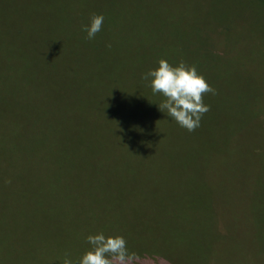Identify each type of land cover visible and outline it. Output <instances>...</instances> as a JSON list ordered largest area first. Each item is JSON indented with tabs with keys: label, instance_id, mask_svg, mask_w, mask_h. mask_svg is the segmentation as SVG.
I'll list each match as a JSON object with an SVG mask.
<instances>
[{
	"label": "rangeland",
	"instance_id": "obj_1",
	"mask_svg": "<svg viewBox=\"0 0 264 264\" xmlns=\"http://www.w3.org/2000/svg\"><path fill=\"white\" fill-rule=\"evenodd\" d=\"M188 1L139 0V8L132 13L130 0H53L59 9L75 10L71 22H61L58 28L59 18L55 21L54 34L82 35L79 25H75L78 14H84V21L91 19L89 14H110L104 34L112 50L117 52L114 56L111 54L117 58L115 62L140 58L138 78L142 113L146 106L145 95H158L150 92V80H144L143 74L158 67L161 58L176 64L183 60L195 65L200 73L218 76L230 91L227 99L231 102L230 110L216 107L203 117L211 119L213 116L218 121L222 114H227L230 120L223 127L222 135L226 130L229 133L226 139L239 142L244 138L252 147L258 137L264 140V125L251 117L254 103L256 107L264 106V70L239 41L247 42V46L258 52L264 50V4L259 0H218L219 6L213 14L218 21L217 30L203 23L199 17L201 12L198 16L193 10L195 3ZM214 53L218 55H212ZM107 58L110 59V55L96 60L86 55L83 60L92 67L95 62L103 64ZM209 100L213 102L210 96ZM255 112L258 115L259 109ZM243 120L246 123L240 125ZM160 126L155 130V122H151L146 134L143 128L141 137H149V143L154 146L157 140L165 143L166 132L160 130ZM257 127L261 134H255ZM171 128L179 129L175 125ZM131 138L135 145L140 144V137ZM16 143L24 149L21 155L26 159L38 154L31 150L29 139L16 140ZM174 144L175 151L168 147L165 153L166 160L174 164L165 170L140 167V175L128 178L121 167H111L108 163L105 176L108 181L103 189L112 200L104 199L85 182L73 179L62 186L56 181L59 174L50 171H40L30 177L32 168L25 165L21 171L23 178L30 177L32 182L40 184L47 181L48 185L36 202L33 195L36 187L32 184L23 187L20 179L13 178L18 182L8 192H13L16 200L5 206L0 204V232L3 224L13 235L25 231L34 237L33 245L27 251L17 250L12 241L8 242L13 237L9 233V237L0 240V251L10 250L16 254L13 264H38L46 258L42 250L58 254L55 249L65 237L68 243L78 244L79 239L103 231L106 235H123L129 249L136 247L134 238L140 236L141 253H155L156 257L164 254L171 260H178V264H264V152L243 167L246 149L237 142L232 146L219 142L211 155L216 168L223 173L222 178H216L193 173L191 167L196 166L203 154L185 147L186 152H180L179 144ZM43 147L38 144L37 149ZM175 164H182L184 168ZM201 164L203 162L198 160V165ZM38 205L42 208L36 217L33 213ZM177 218L179 221L186 218V224H182L186 236L210 240L214 248L176 239L161 245V237L169 233L164 227L172 225L166 223L178 221Z\"/></svg>",
	"mask_w": 264,
	"mask_h": 264
},
{
	"label": "trees",
	"instance_id": "obj_2",
	"mask_svg": "<svg viewBox=\"0 0 264 264\" xmlns=\"http://www.w3.org/2000/svg\"><path fill=\"white\" fill-rule=\"evenodd\" d=\"M52 1L0 0V204L2 206L16 200L12 197L13 192H8V189L18 182L13 179L16 177L20 179L21 186L27 187L32 184L36 187L33 195L37 198L35 200L37 202L48 182L45 181L44 184L32 182L30 177L40 171L59 174L56 181L62 186L68 185L73 179L76 182H85V185L91 187L104 199L112 200L103 189L108 181L105 178L108 163L112 164L111 167L116 165L121 167V171H124L128 178L140 175V167L165 170L174 164L166 160L168 156L165 153L168 147L170 151H175V142L179 144L177 149H180V152H186L183 149L185 147L203 154L198 159L203 164L198 165L197 160L196 166L191 167L193 173L216 178H222L223 173L221 169L216 168L211 155H214L212 153L219 142H222L223 146L224 144L232 146L237 142L238 146L246 149L243 167H246L258 153L264 152V140L260 137L251 147V142L249 144L244 138L239 139V142L226 139L229 134L226 130L222 135L223 127L230 120L227 114H222L218 121L213 116L211 119L202 117L200 127L189 132L159 109L158 103L163 99L159 94L156 97L145 95L143 99L146 106L142 113L138 78L140 58L137 57L134 61L115 62L117 58L112 57L111 54L114 56L117 52L112 50L110 40L105 39L104 34L107 19L111 15L108 13L103 15L102 29L92 40L87 39V33L82 31V26L90 23V20L84 21V14L77 15L79 19L75 24L79 25L82 35L74 37L64 32L63 36H55V21L59 18L58 28L61 22L62 24L66 20L71 22L75 10L59 9ZM130 1L133 4V6L130 4L133 8L132 13H135L139 8V0ZM259 1L264 4V0ZM188 2L195 3L196 7L193 6V10L198 16L201 12L199 17L204 21L203 23L217 29L218 21L214 20L213 14L215 8L219 6L218 0ZM239 45L245 50L248 49L253 61L264 70V50L258 52L247 46V42L239 41ZM86 55L91 56L92 60L102 55H110V59L107 58L103 64L95 62V65L90 67L83 60ZM170 63L176 64L175 61ZM202 74L217 93L215 95L209 93L204 98L210 110L216 107L230 110L231 102H227L230 93L228 87L218 79V76ZM209 96L213 102L208 101ZM256 109H259L258 115ZM252 113L251 117L256 118L259 125H264V106L256 107L254 103ZM153 121L155 130L161 125L160 130L166 132V142L157 140L155 146L149 143V137L147 139L141 137L144 135L143 128L146 134ZM245 123L244 120L240 121V125ZM171 125L179 129L175 131ZM259 128L255 134H261ZM132 136L140 137L139 145L131 141ZM21 139H29L32 142L31 150L38 153L35 157L30 155V158L26 159L24 154L21 155L24 149L16 143V140ZM38 144L44 145L43 149H37ZM248 155L251 156L250 159L247 158ZM25 165L32 168V175L28 178L21 176ZM175 166L184 168L182 164ZM9 180L11 182L7 183L6 181ZM225 181L232 184L229 180ZM235 188L239 187L235 186ZM40 204L43 205L42 202ZM41 208L42 206H36L33 215L39 217ZM177 220L166 223L172 225L163 226L169 233L161 237V245H168L176 239L182 243L186 241L194 245L214 248L208 242L210 240L186 236V230L182 226L186 224V218H182L181 221L177 218ZM9 233H11L10 228L7 229L3 224L0 240L9 237ZM86 237L79 239L78 244L68 243L65 237L55 249L58 254L46 249L42 250L44 255L46 253V258L44 262L38 264H62L65 253L70 255L75 264L90 248ZM137 237L134 238L137 241L136 247L129 250L138 254L140 258L138 264H178V260H171L164 254L156 257L155 253H141L140 236ZM33 239L34 237L31 238L22 231L10 237L8 242L12 241L17 250L27 251L33 245ZM15 255L10 250H1L0 264H13Z\"/></svg>",
	"mask_w": 264,
	"mask_h": 264
},
{
	"label": "clouds",
	"instance_id": "obj_3",
	"mask_svg": "<svg viewBox=\"0 0 264 264\" xmlns=\"http://www.w3.org/2000/svg\"><path fill=\"white\" fill-rule=\"evenodd\" d=\"M103 22V14H92L90 23L82 26V31L87 33V39L96 37ZM157 63L158 67L144 73L142 78L150 80L153 94H159L163 98L158 103L159 109L180 127L189 132L195 131L200 127L202 117L210 111L204 97L209 93L217 94L216 89L207 82L195 65L183 60L174 65L164 58ZM86 240L90 248L75 264H138V254L129 250L123 235H106L100 231L88 235ZM62 264H74L68 253H65Z\"/></svg>",
	"mask_w": 264,
	"mask_h": 264
}]
</instances>
